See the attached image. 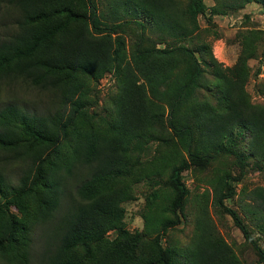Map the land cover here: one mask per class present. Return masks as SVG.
<instances>
[{
    "label": "trees",
    "instance_id": "16d2710c",
    "mask_svg": "<svg viewBox=\"0 0 264 264\" xmlns=\"http://www.w3.org/2000/svg\"><path fill=\"white\" fill-rule=\"evenodd\" d=\"M213 1L0 0L15 17V31L0 42V80L57 93L62 103L53 115L16 105L0 112V150L26 166L15 185L0 171V262L31 264L33 234L43 227L39 264H241L222 239L205 233L208 192L189 244L165 242L187 219L184 172L204 173L216 164L207 179L214 205L231 216L264 264V250L225 205L251 164L264 168V104H254L247 91L249 62L259 58L264 30L241 33L242 53L227 67L199 23L203 16L213 25L250 4L264 12V0ZM124 25L134 28L131 50L119 34ZM108 75L116 92L106 118L98 119L90 110H97L96 89ZM152 141L171 152L161 155V170L154 160L142 163ZM164 170L162 186L146 197L145 230L129 232L123 205L134 199L135 181ZM247 197L244 211L264 231V188Z\"/></svg>",
    "mask_w": 264,
    "mask_h": 264
},
{
    "label": "rangeland",
    "instance_id": "374dc122",
    "mask_svg": "<svg viewBox=\"0 0 264 264\" xmlns=\"http://www.w3.org/2000/svg\"><path fill=\"white\" fill-rule=\"evenodd\" d=\"M204 2L208 6L214 5L213 0H204ZM232 15H234V18L228 20L225 17H216L213 25H208L205 17L199 16L204 41L211 45L213 54L218 61L227 67H232L242 53L239 35L243 32H248L250 28L264 30V12L256 4L248 5L243 11ZM245 16H249V19H246ZM14 18L13 12L7 9L4 4H0V42L15 31L13 28L15 26L12 25ZM119 34L125 39L128 50H131V44L135 38L134 28L125 26ZM249 65L252 69V76L247 84L250 100L254 104H264V45L259 50V58L251 60ZM115 92V81L108 75L96 89L95 95L98 94V104L95 105V108L97 110L91 109L90 114H96L95 116L98 119L106 118V113L111 109L110 98L114 96ZM9 105L21 107L29 114L35 113L40 116H46L56 114L62 103L57 93L40 91L13 79L0 80V112ZM66 114L69 116V102ZM161 144L163 145L160 141H152L147 146L142 156L144 165L148 166V163L154 160L158 166L159 161L161 163L163 161L161 155L171 153L165 146L161 147ZM179 150H182L181 147H179ZM62 154L66 159L69 158V140H62ZM182 154L186 156L184 150H182ZM176 161H178V157ZM230 164L231 166L234 165L232 161ZM250 166L242 183L236 184L237 195L233 199L225 200V205L240 215L243 222L248 226L253 238L264 250V231H261L253 219L247 216L244 211L246 204L249 202L247 194L256 188H264V168L259 170L255 169L253 164ZM25 167L23 164L13 163L8 154L0 150V171L7 179L13 181V185L18 182ZM217 167L218 165L216 164H210L204 173H199L195 170L184 172V182L190 190L189 202L186 208L187 219H182V223L178 224L175 230L169 233L165 242L168 241V244L182 248L189 244L195 232L198 203L204 198V193L208 192L209 224L205 233H211L215 238L222 239L235 253L241 264H258V255L251 244L246 243L242 232L235 226L231 216L214 205L213 188L207 184V179L215 176ZM157 169L161 170L160 166ZM231 170L234 175H238L239 171L235 166H232ZM162 172L158 171L159 176H154L152 179L143 178L141 181H135V197L123 205L126 210L124 227L129 232L136 233L145 230L146 225L143 215L147 210L146 197L162 186V180L166 179V170L160 176ZM43 231V227H38L33 234L31 264H39V256L45 245ZM203 233V230L198 232L199 235ZM115 235L116 233L111 231L107 237L113 239ZM0 264H4V262L1 261Z\"/></svg>",
    "mask_w": 264,
    "mask_h": 264
},
{
    "label": "crops",
    "instance_id": "0c3cea01",
    "mask_svg": "<svg viewBox=\"0 0 264 264\" xmlns=\"http://www.w3.org/2000/svg\"><path fill=\"white\" fill-rule=\"evenodd\" d=\"M250 5H251V4H250ZM223 18H224V17H223ZM230 18H231V19L234 18V15L225 16V19H227V20L230 19ZM215 20H216V18L214 19V22H215Z\"/></svg>",
    "mask_w": 264,
    "mask_h": 264
}]
</instances>
